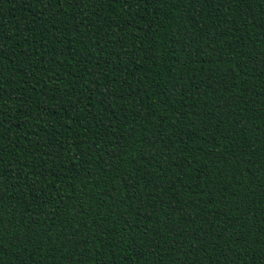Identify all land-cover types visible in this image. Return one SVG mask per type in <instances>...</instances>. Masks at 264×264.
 <instances>
[{"label": "trees", "instance_id": "16d2710c", "mask_svg": "<svg viewBox=\"0 0 264 264\" xmlns=\"http://www.w3.org/2000/svg\"><path fill=\"white\" fill-rule=\"evenodd\" d=\"M0 264H264V0H0Z\"/></svg>", "mask_w": 264, "mask_h": 264}]
</instances>
